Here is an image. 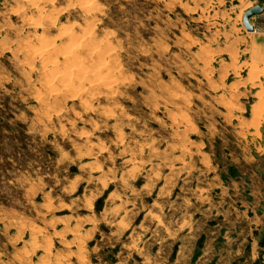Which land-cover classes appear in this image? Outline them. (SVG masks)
I'll return each instance as SVG.
<instances>
[{
  "label": "rangeland",
  "instance_id": "1",
  "mask_svg": "<svg viewBox=\"0 0 264 264\" xmlns=\"http://www.w3.org/2000/svg\"><path fill=\"white\" fill-rule=\"evenodd\" d=\"M255 7L0 0V264L242 255L264 174V26H243Z\"/></svg>",
  "mask_w": 264,
  "mask_h": 264
},
{
  "label": "crops",
  "instance_id": "2",
  "mask_svg": "<svg viewBox=\"0 0 264 264\" xmlns=\"http://www.w3.org/2000/svg\"><path fill=\"white\" fill-rule=\"evenodd\" d=\"M257 18L261 21L260 25L264 26V15ZM253 45L258 52L264 55V36L257 37ZM255 153H259L257 155L258 157L264 158L263 150L262 152ZM263 175L261 169H259L257 185L255 186L254 182L250 184L257 191V195L259 196L257 200L251 195V197L246 198L243 202V223L246 221L248 225L246 231L242 234L241 245L244 247L243 253L242 255L237 254L236 258H233V263L230 262L227 264H264V199L260 198V196L264 195Z\"/></svg>",
  "mask_w": 264,
  "mask_h": 264
},
{
  "label": "water",
  "instance_id": "3",
  "mask_svg": "<svg viewBox=\"0 0 264 264\" xmlns=\"http://www.w3.org/2000/svg\"><path fill=\"white\" fill-rule=\"evenodd\" d=\"M263 14H264V9L261 7H255L245 14L244 19H243V26L248 33L255 32L254 27L250 23L251 19L255 17H260Z\"/></svg>",
  "mask_w": 264,
  "mask_h": 264
},
{
  "label": "bare ground",
  "instance_id": "4",
  "mask_svg": "<svg viewBox=\"0 0 264 264\" xmlns=\"http://www.w3.org/2000/svg\"><path fill=\"white\" fill-rule=\"evenodd\" d=\"M89 8V7H88ZM91 8V7H90ZM89 8V9H90ZM43 9V8H42ZM86 9V8H85ZM88 10V9H87ZM85 12V11H84ZM88 12V11H87ZM264 15V14H263ZM262 15V16H263ZM48 17V16H47ZM36 22V21H35ZM37 25V24H36ZM255 31H256V28L254 27ZM95 30V29H94ZM45 38V37H44ZM76 38V37H75ZM56 40V39H55ZM80 40V39H79ZM78 40H74L72 41L71 45H66L67 47H65V53L66 54H73L75 51L74 50H80L81 48H83V46L81 47L80 43L77 42ZM71 42V41H70ZM70 44V43H69ZM108 44V43H107ZM46 47V46H45ZM39 50V49H38ZM116 52V51H115ZM80 53V52H79ZM83 55V54H82ZM73 56V55H72ZM34 57V56H33ZM32 57V58H33ZM77 57V56H76ZM75 59V58H74ZM56 60V59H55ZM118 60V59H117ZM69 63V62H68ZM82 64V63H81ZM74 65V64H73ZM68 66V65H67ZM75 68V67H74ZM82 68V67H81ZM86 72V71H85ZM103 72V71H102ZM108 72V71H107ZM80 74V73H79ZM46 77V76H45ZM73 78V77H72ZM92 78V77H91ZM90 80V79H89ZM111 82V81H110ZM54 83V82H53ZM112 83V82H111ZM108 86V84H107ZM118 86V85H117ZM67 89V88H66ZM113 92V91H112ZM60 93V92H59ZM114 94V93H113ZM110 97V96H109ZM86 102V101H85ZM152 154V153H151ZM104 184V183H103ZM175 184V183H174Z\"/></svg>",
  "mask_w": 264,
  "mask_h": 264
}]
</instances>
